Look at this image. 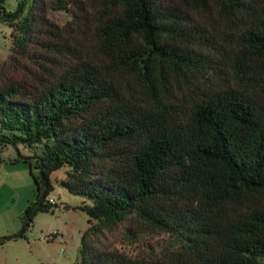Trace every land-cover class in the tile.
<instances>
[{"label": "trees", "instance_id": "trees-1", "mask_svg": "<svg viewBox=\"0 0 264 264\" xmlns=\"http://www.w3.org/2000/svg\"><path fill=\"white\" fill-rule=\"evenodd\" d=\"M3 3L26 75L0 86V146L40 172L14 236L64 168L88 216L75 264H264V0ZM127 222L155 244L102 245Z\"/></svg>", "mask_w": 264, "mask_h": 264}, {"label": "rangeland", "instance_id": "rangeland-1", "mask_svg": "<svg viewBox=\"0 0 264 264\" xmlns=\"http://www.w3.org/2000/svg\"><path fill=\"white\" fill-rule=\"evenodd\" d=\"M17 2L4 0L3 6L7 10H14ZM11 33V28L0 21V86L26 75L21 66H14L10 61ZM23 64L26 61L22 60ZM1 133L5 134L0 130ZM35 154V147L23 143L14 145L6 142L0 146V237L14 236L22 230L20 216L28 203L35 200L36 184L33 176L40 177ZM64 177V168L50 174L52 190L48 198L54 201L53 212H38L32 226L25 232V237L7 239L0 246V264L76 263L81 236L88 227V216L78 208L85 199L71 194L60 185ZM129 224L127 222L105 233L100 239L102 245L116 247L134 255L145 252L148 243L155 244L158 236L153 233L147 235L146 241L138 237L128 238L125 229Z\"/></svg>", "mask_w": 264, "mask_h": 264}, {"label": "water", "instance_id": "water-1", "mask_svg": "<svg viewBox=\"0 0 264 264\" xmlns=\"http://www.w3.org/2000/svg\"><path fill=\"white\" fill-rule=\"evenodd\" d=\"M22 233V230H20L19 232H18V235H20ZM15 236H9V237H7L8 239H11V238H14Z\"/></svg>", "mask_w": 264, "mask_h": 264}, {"label": "built area", "instance_id": "built-area-1", "mask_svg": "<svg viewBox=\"0 0 264 264\" xmlns=\"http://www.w3.org/2000/svg\"><path fill=\"white\" fill-rule=\"evenodd\" d=\"M49 201L54 204V201L51 198H49Z\"/></svg>", "mask_w": 264, "mask_h": 264}]
</instances>
